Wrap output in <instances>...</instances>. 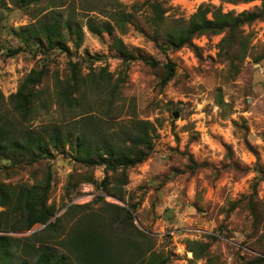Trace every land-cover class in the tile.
<instances>
[{"label":"rangeland","instance_id":"obj_1","mask_svg":"<svg viewBox=\"0 0 264 264\" xmlns=\"http://www.w3.org/2000/svg\"><path fill=\"white\" fill-rule=\"evenodd\" d=\"M202 4L238 13L260 6L261 1L231 4L221 0H37L22 8L11 0L0 2V120L14 125L23 122L25 127L39 132L53 127L67 132L84 112L78 108L69 110L57 102L54 94L56 78L64 79L69 73L68 59L81 63V76L92 68L97 77L106 78L103 67L113 74V82L121 76L111 102L107 87L99 85L86 93L85 106L91 116L88 124L96 132L105 128L116 132L131 118L148 120L155 126L150 156L129 169V182L124 187L125 197L130 196L139 204L133 225L150 231L154 250L169 256L167 264H243L244 257L252 252L247 238L250 218L241 208L227 210L231 201L250 193L256 180L253 168L257 156L250 146L264 167V59H255L264 52V17L243 26L248 49L240 63L236 58L241 50L232 54L234 65L239 68L233 76L229 61L219 52L222 34L197 37L201 45L192 41L197 50L184 46L164 53L159 48L164 28L158 29L153 23L155 12L161 13L163 26L176 21L184 25ZM56 16L62 21L70 19L82 30L83 39L77 49L68 41L69 53L51 50L45 55L26 47L14 56H6L9 45L22 44L15 32L19 26ZM89 20L96 26L108 23L111 34H93L86 27ZM117 39L135 58L127 63L121 61L112 46ZM168 60L175 64V73L161 86L160 76ZM43 66L46 74L37 89L45 91V106L24 122L13 111L8 97L31 69ZM85 80L88 82L89 78ZM191 159L201 167L189 169ZM48 171V201L55 204L56 216L60 218L56 229L46 233L43 225L13 232L23 240L18 254L29 257L33 251L26 243L37 240V245L39 238L64 251L62 241L71 227L103 219L107 221L103 226L105 235H115V258L129 259L134 250L122 249V239L127 236L123 227L128 225L121 222L119 209L125 204L84 180L91 173L99 182L104 176L101 167L87 168L68 154L59 153L32 165L0 170V182H41ZM257 193L264 198V181H258ZM30 236L35 238L24 240ZM188 239L210 243L208 254L190 262Z\"/></svg>","mask_w":264,"mask_h":264},{"label":"trees","instance_id":"obj_2","mask_svg":"<svg viewBox=\"0 0 264 264\" xmlns=\"http://www.w3.org/2000/svg\"><path fill=\"white\" fill-rule=\"evenodd\" d=\"M4 0H0L3 2ZM19 7L28 6L37 0H11ZM223 3H249L257 0H221ZM261 5L252 10L223 11L220 6L211 7L202 4L189 17L186 24L176 21L173 25L163 26L161 13L155 12L153 23L164 29L162 45L159 48L166 53L167 50H178L184 46H191L197 50L192 41L204 34H222L219 43V52H223L229 61L230 72L234 76L239 68L234 65L232 54L241 50L237 55L238 63L246 56L249 40L243 34V26L264 17V0ZM156 6V5H155ZM87 29L93 34L100 35L104 31L109 35L112 32L108 23L94 25L90 20L86 23ZM22 44L9 45L6 56L11 57L26 47H33L34 53L47 55L51 50L69 53L68 41L77 49L83 39V32L78 29L70 19L62 21L59 17L43 18L36 22L21 25L15 31ZM73 35V37H71ZM122 62L127 63L134 57L121 39L112 43ZM3 48L0 44V49ZM256 61L264 59V52L258 55ZM156 66V62H150ZM68 75L64 79L56 78L54 94L57 102L71 108L84 110L76 119L71 130L62 132L61 127L39 132L29 129L21 122L14 125L8 121L0 120V170L12 169L19 165H32L42 159H50L56 154H68L80 165L92 168L99 166L103 170V178L97 182L91 173L87 174L85 181L95 184V187L105 195H112L123 202L120 206V220L123 224L132 227H123L127 236L123 237V251L133 249L132 256L123 260L115 258L118 247L115 246L114 237L106 236L104 224L106 220L93 219L82 227H71L63 239L65 250L58 251L54 246L48 245L42 238L29 243L35 237H27L26 246L33 251L29 257L18 254V247L23 241L12 235L17 231L31 230L35 225H43L44 233L56 229L57 210L54 203H49L51 189V172L48 171L46 179L41 182L28 184L26 182L11 185L0 182V264H167L169 256L160 251H155L151 233L141 230L133 225L134 213L138 202L131 197H125L124 187L129 182V169L143 163L153 150L155 126L148 120L131 118L125 127L116 132L108 128L96 132L91 129L88 121L85 96L89 90L102 86L109 90L108 102H111L115 92L120 87L119 76L115 82L111 79L112 73L106 68H101L105 77H97L94 69L90 68L86 76H81V63L78 60L68 59ZM175 64L168 60L164 64L159 83L165 86L174 76ZM46 74V67L31 69L20 81L15 93L8 99L13 111L20 116L22 121L31 119L39 107L45 106V91L37 89ZM85 77L89 80L86 82ZM106 89V90H107ZM0 96L1 92H0ZM84 114V115H82ZM76 123H79L78 125ZM82 123V124H80ZM250 151L256 156L253 170L257 172L256 180L251 185V191L237 201H231L227 211L232 212L241 208L250 218V252L243 260V264H264V198L257 193L258 181H264V167L259 163L257 152L250 146ZM68 151V153H67ZM201 164L192 161L189 169H197ZM35 236V235H33ZM213 239L215 236L211 235ZM210 243L198 239H188L187 251L191 252L195 262L204 258L209 252ZM210 262V258L206 259Z\"/></svg>","mask_w":264,"mask_h":264},{"label":"built area","instance_id":"obj_3","mask_svg":"<svg viewBox=\"0 0 264 264\" xmlns=\"http://www.w3.org/2000/svg\"><path fill=\"white\" fill-rule=\"evenodd\" d=\"M193 42H194V44H196L198 46L201 45L200 42H199V39L197 37L193 39Z\"/></svg>","mask_w":264,"mask_h":264},{"label":"water","instance_id":"obj_4","mask_svg":"<svg viewBox=\"0 0 264 264\" xmlns=\"http://www.w3.org/2000/svg\"><path fill=\"white\" fill-rule=\"evenodd\" d=\"M218 97H219V95H218ZM218 101H219V103L221 102V100H220V99H219ZM174 116L176 117V115H174Z\"/></svg>","mask_w":264,"mask_h":264}]
</instances>
